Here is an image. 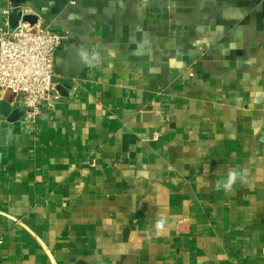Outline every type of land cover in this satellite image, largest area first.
Returning <instances> with one entry per match:
<instances>
[{"label":"crops","instance_id":"obj_1","mask_svg":"<svg viewBox=\"0 0 264 264\" xmlns=\"http://www.w3.org/2000/svg\"><path fill=\"white\" fill-rule=\"evenodd\" d=\"M33 7L71 96L0 114V264H264V0H0V26Z\"/></svg>","mask_w":264,"mask_h":264},{"label":"built area","instance_id":"obj_2","mask_svg":"<svg viewBox=\"0 0 264 264\" xmlns=\"http://www.w3.org/2000/svg\"><path fill=\"white\" fill-rule=\"evenodd\" d=\"M20 13L15 27L9 20L0 26V102L12 93V110L20 113L23 128L31 132L43 106L59 99L56 54L64 37L48 26L24 22L28 12ZM87 163L96 167L95 160Z\"/></svg>","mask_w":264,"mask_h":264},{"label":"water","instance_id":"obj_3","mask_svg":"<svg viewBox=\"0 0 264 264\" xmlns=\"http://www.w3.org/2000/svg\"><path fill=\"white\" fill-rule=\"evenodd\" d=\"M32 10L34 12V15L33 16L32 15H26L23 18V21L34 26L38 23V19L41 16V11L35 7H33ZM21 16H22V14L19 13L17 15H13L11 17L10 23H11L12 27H15L18 24ZM66 91H67L66 88L63 86H60L59 88H57V92L60 95V99L56 100V101H58L59 103L66 102L67 98L71 96V94H67ZM13 98H14V95L12 93H9L8 96L6 97V99L4 101L0 102V114L3 115L5 118L14 121V119L17 120L19 118L20 113L18 111L12 110L11 102H12Z\"/></svg>","mask_w":264,"mask_h":264},{"label":"clouds","instance_id":"obj_4","mask_svg":"<svg viewBox=\"0 0 264 264\" xmlns=\"http://www.w3.org/2000/svg\"><path fill=\"white\" fill-rule=\"evenodd\" d=\"M238 179H242V177L240 176V174L238 172H236V171L230 172L224 187L226 189L230 190L232 188V186L237 182ZM155 227L158 231H162L164 229L165 218L163 216H161V218L156 222Z\"/></svg>","mask_w":264,"mask_h":264}]
</instances>
